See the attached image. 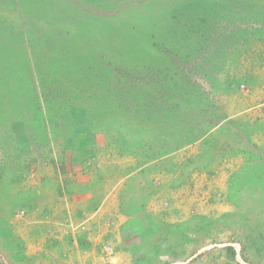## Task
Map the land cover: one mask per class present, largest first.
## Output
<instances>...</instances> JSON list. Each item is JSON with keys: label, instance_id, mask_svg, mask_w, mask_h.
<instances>
[{"label": "rangeland", "instance_id": "rangeland-1", "mask_svg": "<svg viewBox=\"0 0 264 264\" xmlns=\"http://www.w3.org/2000/svg\"><path fill=\"white\" fill-rule=\"evenodd\" d=\"M79 142L167 264H264V0H0V237Z\"/></svg>", "mask_w": 264, "mask_h": 264}, {"label": "crops", "instance_id": "crops-1", "mask_svg": "<svg viewBox=\"0 0 264 264\" xmlns=\"http://www.w3.org/2000/svg\"><path fill=\"white\" fill-rule=\"evenodd\" d=\"M90 148L88 143H75L69 150V158L63 160L66 172L54 173L48 180L53 189H37L31 197L17 203L16 208L24 216L8 218L6 236L0 237V257L6 258L5 263L7 260L15 264L170 262L163 254L166 252L160 237L163 224L146 203L131 204V196L127 200L121 198L122 191L111 195L109 189H98L88 174L79 172ZM60 184L65 187L62 196L57 190ZM10 207H15L12 201L5 207L7 212ZM107 246L114 253L105 260Z\"/></svg>", "mask_w": 264, "mask_h": 264}, {"label": "built area", "instance_id": "built-area-1", "mask_svg": "<svg viewBox=\"0 0 264 264\" xmlns=\"http://www.w3.org/2000/svg\"><path fill=\"white\" fill-rule=\"evenodd\" d=\"M113 253H114V250L112 249V247L107 246V247H106V250H105V252H104V256H103V258H104L105 260H107L108 258H110V257L113 255Z\"/></svg>", "mask_w": 264, "mask_h": 264}]
</instances>
